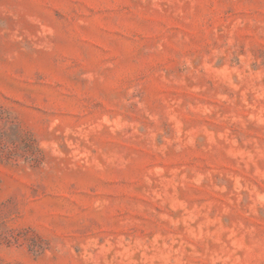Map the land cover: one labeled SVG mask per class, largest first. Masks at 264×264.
I'll return each mask as SVG.
<instances>
[{"label":"rangeland","instance_id":"1","mask_svg":"<svg viewBox=\"0 0 264 264\" xmlns=\"http://www.w3.org/2000/svg\"><path fill=\"white\" fill-rule=\"evenodd\" d=\"M0 264H264V0H0Z\"/></svg>","mask_w":264,"mask_h":264}]
</instances>
